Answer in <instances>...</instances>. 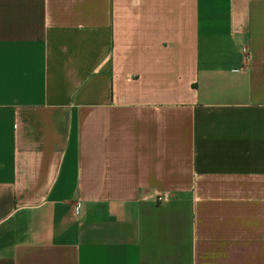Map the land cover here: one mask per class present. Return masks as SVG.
Here are the masks:
<instances>
[{"label": "crops", "instance_id": "0c3cea01", "mask_svg": "<svg viewBox=\"0 0 264 264\" xmlns=\"http://www.w3.org/2000/svg\"><path fill=\"white\" fill-rule=\"evenodd\" d=\"M0 264H264V0H0Z\"/></svg>", "mask_w": 264, "mask_h": 264}, {"label": "built area", "instance_id": "2783aa9c", "mask_svg": "<svg viewBox=\"0 0 264 264\" xmlns=\"http://www.w3.org/2000/svg\"><path fill=\"white\" fill-rule=\"evenodd\" d=\"M156 200H157L158 202H165V201H167V197H166L164 194H158V195L156 196Z\"/></svg>", "mask_w": 264, "mask_h": 264}]
</instances>
